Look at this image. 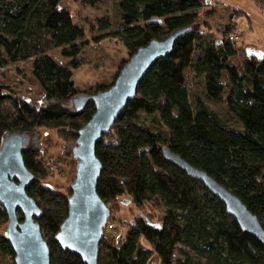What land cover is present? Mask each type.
I'll use <instances>...</instances> for the list:
<instances>
[{
  "label": "trees",
  "instance_id": "16d2710c",
  "mask_svg": "<svg viewBox=\"0 0 264 264\" xmlns=\"http://www.w3.org/2000/svg\"><path fill=\"white\" fill-rule=\"evenodd\" d=\"M81 1L95 5L102 0ZM61 2L0 0V70L10 63L32 61V73L44 90L37 108L0 85V144L7 133L29 136L23 157L35 179L27 193L41 209L37 220L50 247L51 264H85L56 241L68 216L71 189L66 194L42 183L51 163L47 164L40 130L56 129L70 136L74 143L66 145L65 151L75 159L78 131L95 106L91 102L77 110L73 101L106 90L113 82L90 90L76 85L74 70L83 64L81 55L88 41L85 28ZM204 5L205 0H121L119 27L95 37L96 41L106 36L119 39L131 57L153 39L163 40L179 28H192L169 55L150 68L136 96L97 144L103 164L99 195L108 207L129 196L127 202L141 209L124 235L106 227L99 264H153L154 258L158 264H264V244L259 238L242 230L219 197L167 160L163 152L168 146L227 186L264 227V53L248 54L231 41L234 28H226L221 38L202 30L199 17ZM233 12L245 15L241 9ZM235 17L230 18L234 27ZM99 23L102 31L111 27L110 20ZM52 48L60 49L68 62L57 61L49 54ZM241 52L238 68L232 59ZM188 71L200 79V89L187 82ZM7 101L14 111L3 108ZM147 206L161 212L159 220L154 214L145 215L142 208ZM18 215L22 221L20 211ZM8 221L0 204V226ZM6 228L0 231V255L15 259Z\"/></svg>",
  "mask_w": 264,
  "mask_h": 264
},
{
  "label": "water",
  "instance_id": "95a60500",
  "mask_svg": "<svg viewBox=\"0 0 264 264\" xmlns=\"http://www.w3.org/2000/svg\"><path fill=\"white\" fill-rule=\"evenodd\" d=\"M182 27L165 39H153L140 47L119 71L114 83L106 90L74 99L75 109L89 103L95 106L91 118L79 129L73 154L77 161L76 177L70 186L68 216L64 219L56 241L62 249L79 255L85 264H99L100 245L111 216V209L99 195L97 187L103 164L96 153L97 144L108 134L120 112L137 93V87L155 62L169 55L176 42L191 32ZM30 138L25 133H7L0 144V204L8 215L6 237L15 252V264H51L50 247L38 222L41 209L29 196L27 188L34 174L24 162L23 152ZM165 158L200 179L225 204L241 229L254 234L264 244V227L241 198L206 171L193 166L168 146ZM23 215L19 220L18 212ZM151 225H157L149 221Z\"/></svg>",
  "mask_w": 264,
  "mask_h": 264
},
{
  "label": "rangeland",
  "instance_id": "374dc122",
  "mask_svg": "<svg viewBox=\"0 0 264 264\" xmlns=\"http://www.w3.org/2000/svg\"><path fill=\"white\" fill-rule=\"evenodd\" d=\"M121 0H102L95 5L84 3L81 0H62L61 6L69 10L75 21L79 22L86 30L84 40L88 41L82 52L83 64L74 70V80L81 89H94L100 83L115 81L120 66L124 60L130 59V55L124 43L114 37L106 36L100 41L95 37L114 31L120 16ZM235 9L244 10L245 15L233 12ZM237 16V17H235ZM235 17V25L230 22V18ZM200 27L209 35L221 38L226 28H234L230 34V40L237 42L247 50L248 54L264 53V0H205V5L200 10ZM100 19H107L111 22V27L105 31L100 29ZM232 23V24H229ZM231 35H235L231 39ZM51 54L60 63L68 62V58L63 57L60 49L52 48ZM199 53H195V58ZM243 52L232 59L238 68L241 67ZM124 66V65H123ZM187 82L195 85L198 89L201 82L194 73L188 71ZM223 82L226 88L229 81L226 74L223 75ZM0 85L5 87V91L14 95L18 99L25 100L31 105L39 108L44 97V90L32 73V61L10 63L0 70ZM191 87V86H190ZM73 107H75L73 103ZM7 111H14L11 101L3 104ZM220 109V108H219ZM143 119H147L141 113ZM41 141L50 166V172L42 179V183L50 186L62 193L69 194V188L76 177L77 161L66 154V145L74 143L69 137L62 136L56 129L42 128ZM69 154V153H68ZM49 167V166H48ZM129 196H122L109 204L111 216L108 222L115 224L111 229L118 235H124L128 229V224L134 222L140 214L141 209L134 204L127 202ZM145 215L154 214V219L159 220L160 211H154L151 206L142 208ZM7 224L0 226L2 231ZM143 245L148 243L142 239ZM149 246V245H148ZM153 264H158L157 258L153 259ZM0 264H15L12 256H1Z\"/></svg>",
  "mask_w": 264,
  "mask_h": 264
},
{
  "label": "built area",
  "instance_id": "2783aa9c",
  "mask_svg": "<svg viewBox=\"0 0 264 264\" xmlns=\"http://www.w3.org/2000/svg\"><path fill=\"white\" fill-rule=\"evenodd\" d=\"M235 38V35H231V39H234ZM108 226H109V228H114V226H115V224L114 223H112V222H108V224H107Z\"/></svg>",
  "mask_w": 264,
  "mask_h": 264
},
{
  "label": "crops",
  "instance_id": "0c3cea01",
  "mask_svg": "<svg viewBox=\"0 0 264 264\" xmlns=\"http://www.w3.org/2000/svg\"><path fill=\"white\" fill-rule=\"evenodd\" d=\"M244 11V10H243ZM245 12V11H244ZM246 13V12H245Z\"/></svg>",
  "mask_w": 264,
  "mask_h": 264
}]
</instances>
